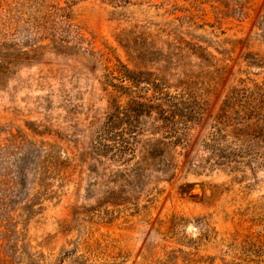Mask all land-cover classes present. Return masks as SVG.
Wrapping results in <instances>:
<instances>
[{
  "label": "rangeland",
  "instance_id": "rangeland-1",
  "mask_svg": "<svg viewBox=\"0 0 264 264\" xmlns=\"http://www.w3.org/2000/svg\"><path fill=\"white\" fill-rule=\"evenodd\" d=\"M0 264H264V0H0Z\"/></svg>",
  "mask_w": 264,
  "mask_h": 264
}]
</instances>
